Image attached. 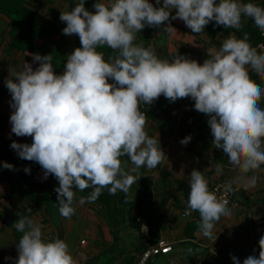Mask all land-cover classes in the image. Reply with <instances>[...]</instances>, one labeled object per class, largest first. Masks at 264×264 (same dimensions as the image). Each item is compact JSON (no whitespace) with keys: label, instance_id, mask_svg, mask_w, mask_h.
<instances>
[{"label":"clouds","instance_id":"clouds-1","mask_svg":"<svg viewBox=\"0 0 264 264\" xmlns=\"http://www.w3.org/2000/svg\"><path fill=\"white\" fill-rule=\"evenodd\" d=\"M156 4L160 6L150 0H96L90 11L80 0L60 14L66 23L63 34L77 35L81 45L66 56L63 72L54 71L50 54H30L33 63L38 62L35 68L27 61L19 71L9 68L5 84L13 109L11 132L32 137L31 144L13 141L10 147L19 158L37 162L45 179L51 174L58 180L56 201L65 219L75 213L74 190L92 189L79 199L81 206L95 202L105 188L110 195L129 192L137 177L125 169L121 157L134 165L131 172L162 162L165 153L157 139L147 135L146 116L140 111L141 104L150 105L161 95L169 101L190 97L195 110L209 117L214 148L241 172L264 165V108L259 105L264 87L249 75L250 68L264 78V53L248 43L247 35L240 39L230 35L219 50H207L203 63L179 54L160 59L153 48L134 43L145 26H161L170 18L182 20L199 34L212 21L239 30L243 16L264 33V7L251 0H163L162 4L156 0ZM164 30L175 28L169 23ZM104 46L116 55L105 59L97 51ZM190 139L187 136L181 143ZM2 166L14 167L8 162ZM188 182L185 215L198 212L199 230L212 239L214 222L230 216L231 210L226 200L209 190L201 171L193 169ZM14 226L23 233L15 264H77L67 243L60 238L45 240L42 225L33 219L21 217ZM258 244V257L249 255L243 264H264V235ZM231 259L240 264L236 256Z\"/></svg>","mask_w":264,"mask_h":264},{"label":"crops","instance_id":"crops-1","mask_svg":"<svg viewBox=\"0 0 264 264\" xmlns=\"http://www.w3.org/2000/svg\"><path fill=\"white\" fill-rule=\"evenodd\" d=\"M17 2L0 0V264H12L18 258L17 244L23 233L14 225L25 216L42 225L45 240H64L77 264H133L158 238L172 247L168 252L150 255L145 264H233L231 256L243 264L249 255L258 257V241L264 235V165L247 173L233 166L222 150L214 148L208 115L195 110L190 97L169 101L161 95L145 108L140 107L146 116L147 135L157 139L165 156L156 168L141 167L137 172H131L134 165L128 157H122L125 169L137 180L127 194L118 191L120 198L114 201L118 212H105L98 199L81 206L79 199L89 192L74 190V215L70 219L60 215L55 191L58 180L52 178V191L44 196L40 185L29 179L37 162L19 158L10 147L13 141L31 144L32 137H18L11 132L13 109L5 80L9 68L19 71L24 61L33 63V53L50 54L54 71L63 72L66 56L77 48L76 35L63 34L66 23L60 20L61 11L71 10V2ZM91 2L90 11H94L96 0ZM150 2L156 4V0ZM175 11L172 9L171 14ZM247 18L242 16V21ZM169 23L175 28L172 32L164 30ZM245 28L243 24L239 30L224 28L212 21L204 32L196 34L182 20L170 18L161 26H145L136 33L134 43L153 48L160 59L171 60L179 54L203 63L208 58L207 50H219L230 35L238 39L247 35V41H251L252 31ZM44 44L46 48L42 47ZM99 50H104L105 59L116 55L111 50L106 58V46ZM37 65L38 62L33 63L34 68ZM249 75L252 80L257 76L250 68ZM194 127L203 135L195 137ZM187 136L190 141L182 144ZM4 162L12 164L13 169L4 168ZM26 167L30 172H25ZM193 169L202 172L208 188L219 179L233 182L232 197L237 204L231 208L230 216H221L214 222L212 239L203 236L199 227H189L192 221L199 225L198 212L185 215L190 191L188 177ZM149 220L157 229L154 241L148 234Z\"/></svg>","mask_w":264,"mask_h":264},{"label":"trees","instance_id":"trees-1","mask_svg":"<svg viewBox=\"0 0 264 264\" xmlns=\"http://www.w3.org/2000/svg\"><path fill=\"white\" fill-rule=\"evenodd\" d=\"M2 1H6V0H2ZM17 4L20 3V0H17ZM92 0H85V7L90 10L91 9V5H92ZM249 2V0H247ZM256 1V2H254ZM71 2V8L75 6V4L79 3L80 0H70ZM251 2H254V3H259L257 0H251ZM259 4H264V0L263 2L259 3ZM156 5V4H155ZM154 5V6H155ZM242 24L246 27L245 30H249V28L251 29L252 31V40L251 41H248V43H250V45L255 48L257 51H259L256 47V43L258 42V40L261 38V33L259 31V29L255 26L254 24V21L251 19V18H247L246 21H242ZM241 34L244 33V31L240 32ZM76 39H77V47H80V40H79V37L76 35ZM28 47H30V45H27ZM47 44H44L42 47L43 48H46ZM26 47V46H25ZM99 48L101 47H98L97 48V51L99 52H104V50H99ZM107 48V47H106ZM107 52H105L106 54V58L108 56L111 55V49L107 48ZM260 52V51H259ZM257 75V74H256ZM253 80L257 81V83L261 86V87H264V78H261L260 76H254L253 77ZM259 104H261L262 106H264V97L261 98V100L259 101ZM146 106L148 105H144L143 108H145ZM141 107V106H140ZM189 115L192 113V110H189ZM209 119V117H207V120ZM193 135H195V137H199L201 135H203L202 132L199 131V129L197 128H193ZM121 160H122V157H121ZM123 162V160H122ZM124 166V164H123ZM41 166L36 163V166L35 168L32 170V172L30 173L29 175V179L33 173V171L37 168H40ZM54 176L49 174L48 177L45 179V180H42L40 182H36L37 185H40V188L41 190L44 192V196H47L49 192L52 191V186L54 185V179H52ZM86 192H91L92 189L91 188H88V189H85ZM119 192H117L115 195H110L109 194V191L107 188L103 189L102 192H101V195L98 197V202L99 205H100V208L104 209L105 212H109V214L111 215L112 213L114 212H118L117 208L115 207L116 203L114 201H116L117 199L120 198L119 196ZM146 219V218H145ZM153 221H150L149 220V228H148V234H149V237H150V240L154 241V239H156L157 237V229L154 228V224L152 223ZM137 224H139V221H137ZM189 227H192V229H195L196 227H198V225L192 221L191 223H189ZM12 264H15V261L12 263Z\"/></svg>","mask_w":264,"mask_h":264},{"label":"built area","instance_id":"built-area-1","mask_svg":"<svg viewBox=\"0 0 264 264\" xmlns=\"http://www.w3.org/2000/svg\"><path fill=\"white\" fill-rule=\"evenodd\" d=\"M256 4L264 7V4H259V3ZM260 33H261V38L256 43V47L261 53H264V33H262L261 31ZM140 106L143 107L144 104H141ZM30 180L35 183L45 180L44 170L42 169V167L37 168L33 171ZM232 187H233L232 180L229 178H225L214 181L211 184L209 190L214 192L218 196V198H222L226 200L227 207L231 210V208L237 204L236 200L232 197ZM171 247L172 246L168 241L162 238H158V240L155 243L149 245L140 253L138 259L133 264H145L147 259L150 257V255L168 252L171 249Z\"/></svg>","mask_w":264,"mask_h":264},{"label":"water","instance_id":"water-1","mask_svg":"<svg viewBox=\"0 0 264 264\" xmlns=\"http://www.w3.org/2000/svg\"><path fill=\"white\" fill-rule=\"evenodd\" d=\"M189 250V249H188ZM190 251H191V249H190Z\"/></svg>","mask_w":264,"mask_h":264}]
</instances>
